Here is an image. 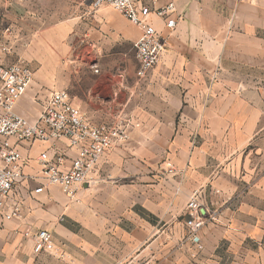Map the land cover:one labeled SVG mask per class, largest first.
<instances>
[{
	"label": "crops",
	"instance_id": "crops-1",
	"mask_svg": "<svg viewBox=\"0 0 264 264\" xmlns=\"http://www.w3.org/2000/svg\"><path fill=\"white\" fill-rule=\"evenodd\" d=\"M171 1L174 29L153 18L168 49L139 77L138 66L121 69L101 57L90 25L59 20L37 3L26 10L33 17L16 25L11 3L0 0L7 31H27L4 32L5 39L51 52L68 40L96 47L99 71L92 82L110 86L112 94L98 100L92 94L97 118L82 111L94 123L131 124L128 139L103 155L95 181L75 200L49 186L26 199L22 218L0 222V264H264V0L157 4ZM125 29L134 43L140 29ZM3 61L0 51V64L8 65ZM50 83L33 72L17 112L37 118L40 100L57 90ZM48 147L42 141L22 146L26 173L40 175L38 157ZM195 191L205 221L202 250L186 238ZM39 228L50 230L62 251L54 263L47 261L51 254L33 251Z\"/></svg>",
	"mask_w": 264,
	"mask_h": 264
},
{
	"label": "built area",
	"instance_id": "built-area-1",
	"mask_svg": "<svg viewBox=\"0 0 264 264\" xmlns=\"http://www.w3.org/2000/svg\"><path fill=\"white\" fill-rule=\"evenodd\" d=\"M91 7L110 5L140 29L134 42L138 62L137 74L144 77L160 61L169 46L168 37L155 26L153 18L174 29L177 21L174 2L158 6V0H86ZM93 68L98 72L96 63ZM33 81V71L25 63L0 64V222L18 220L23 216L26 199L56 186L71 200L78 190L95 181L103 155L121 140H127L129 122H92L76 104L67 90H53L41 99L42 109L35 119L16 110L19 100ZM42 141L49 147L38 157L39 176L25 172L28 158L24 144ZM170 171L173 167L170 165ZM31 182L37 186L31 188ZM201 196L195 191L187 205L189 217L187 239L198 250L204 248L199 231L204 224L200 213ZM35 254L62 256L60 247L47 228L33 235Z\"/></svg>",
	"mask_w": 264,
	"mask_h": 264
},
{
	"label": "rangeland",
	"instance_id": "rangeland-1",
	"mask_svg": "<svg viewBox=\"0 0 264 264\" xmlns=\"http://www.w3.org/2000/svg\"><path fill=\"white\" fill-rule=\"evenodd\" d=\"M11 3L10 10L16 13L14 23L19 24L21 17L30 18L33 14L26 12L29 7L40 4L43 13L55 12L57 19L70 18L80 27L90 25L97 34V43L103 48L102 58H109L121 69L138 66L134 43L125 36V25L129 21L110 5L93 8L86 0H4ZM7 17L0 15V51L4 55V63L12 64L21 61L28 65L37 77H47L50 85L57 90H67L82 110L93 119L97 118L98 104L95 100L105 94H112L110 86L95 87L93 76L97 73L93 64L99 61L98 54L94 55L96 47L88 44H72L69 40L58 46L57 52H51L50 47H41L5 39V33L24 35L26 29L16 28L7 31ZM15 19V18H14ZM26 31V32H25ZM5 32V33H4ZM29 32V30H28ZM4 37V38H3ZM36 79V78H35ZM35 84V82H34ZM112 84V82H111ZM93 89V93H90ZM95 94V100L91 96ZM99 95V96H98ZM121 98V97H120ZM117 110V100L113 102ZM52 255V254H51ZM47 257V261H57L56 255ZM54 263V262H53Z\"/></svg>",
	"mask_w": 264,
	"mask_h": 264
}]
</instances>
